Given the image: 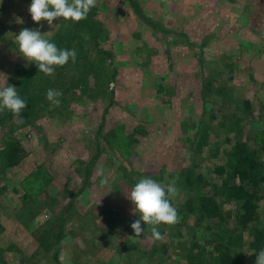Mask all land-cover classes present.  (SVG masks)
<instances>
[{
    "label": "rangeland",
    "instance_id": "1",
    "mask_svg": "<svg viewBox=\"0 0 264 264\" xmlns=\"http://www.w3.org/2000/svg\"><path fill=\"white\" fill-rule=\"evenodd\" d=\"M31 2L0 0V89L36 64L19 53L22 29L51 40L69 22H34ZM96 7L95 26L105 34L92 51L76 52L65 84L34 70V88L62 91L60 106L32 100L25 116L4 113L0 122V150L12 140L28 152L13 169L0 159V264H188L182 255L195 230L178 224L198 191L186 174L225 161L227 129L219 124L236 123L234 139L264 132V0H97ZM84 28L75 43L91 37ZM145 177L179 190L171 200L179 222L159 225L162 240L143 222L141 236L131 228L139 215L128 195ZM27 195H35L30 203Z\"/></svg>",
    "mask_w": 264,
    "mask_h": 264
},
{
    "label": "trees",
    "instance_id": "2",
    "mask_svg": "<svg viewBox=\"0 0 264 264\" xmlns=\"http://www.w3.org/2000/svg\"><path fill=\"white\" fill-rule=\"evenodd\" d=\"M97 11V7L92 8L87 18L79 22L73 23L71 20L61 22L54 39L49 41L60 49H75L79 52L83 47H89L88 50L92 51L91 45L99 44L100 37L105 34L104 28L101 29L102 34L95 26L97 22L94 18ZM84 26L90 27L88 30L91 37L88 39L87 36L79 37L78 43H75V33L87 31ZM91 64L90 61L84 64L86 72L92 68ZM69 66L67 64L55 66L54 77L56 79L59 75L57 79L62 84H65V74L76 68L74 62ZM99 66L100 70L104 69V65ZM36 67L35 64L32 69H20L13 84L17 88L18 95L26 103L29 101L21 112L24 116L25 113L30 112L32 100L45 101V104L50 105L46 98L45 87L34 88L33 74ZM73 80L76 87H80L81 79L75 81L73 78ZM82 85L84 91L88 89L87 79ZM70 86L67 91H71ZM49 88L54 89L52 86ZM71 97L67 100L68 103L75 99L74 95ZM4 113L13 115L9 110H4L0 122L6 121L7 115ZM219 125L227 129L225 143H228V147H225V161L207 174L195 176L192 175V170H189L185 177L188 188L196 189L198 194L188 198L180 211L183 215L182 222L178 226L195 230L193 237L189 239V243L187 242L189 248L182 257L188 261V264H256V255L264 250V227H258L264 207V132L255 131L251 135L248 133L245 139L236 133L234 139L230 134L234 133L236 123ZM8 141L4 142L0 150L3 170L13 169L28 155L21 142ZM212 178L221 180L220 184L212 182ZM32 197L27 198L28 203L32 201ZM226 206L235 208L234 216L230 212L225 213ZM189 214L193 218L192 224L187 222ZM61 237L63 238L64 234L58 238ZM45 239L49 242L48 237ZM48 246L52 247V244Z\"/></svg>",
    "mask_w": 264,
    "mask_h": 264
},
{
    "label": "clouds",
    "instance_id": "3",
    "mask_svg": "<svg viewBox=\"0 0 264 264\" xmlns=\"http://www.w3.org/2000/svg\"><path fill=\"white\" fill-rule=\"evenodd\" d=\"M97 0H32L29 6V13L36 23L47 21L53 26V21L63 18L79 22L86 19L92 8L96 7ZM47 34H41L39 30L28 28L22 29L15 41L19 46V53L29 62H35L39 73L52 76L55 66H64L69 59L76 60V50L60 49L53 42L47 39ZM17 88L8 85L0 89V111L5 109L13 113L14 117H19L27 103L18 93ZM63 95L62 91L49 89L46 98L54 107H59ZM101 175H103L101 173ZM101 185L108 183L107 177L100 181ZM179 193L174 184H169L165 188L161 183L150 177L139 180L132 188L128 198L134 205V212L139 215V219L131 224L135 236L144 234L141 222L150 226L152 237L162 240L164 237L159 231V225H174L179 222L178 210L173 206L171 200ZM256 264H264V250L256 255Z\"/></svg>",
    "mask_w": 264,
    "mask_h": 264
}]
</instances>
